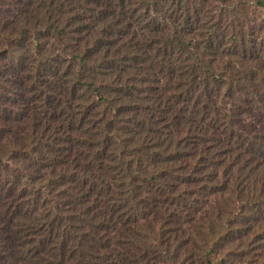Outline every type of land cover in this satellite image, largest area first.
<instances>
[{
	"label": "trees",
	"instance_id": "16d2710c",
	"mask_svg": "<svg viewBox=\"0 0 264 264\" xmlns=\"http://www.w3.org/2000/svg\"><path fill=\"white\" fill-rule=\"evenodd\" d=\"M0 264H264V0H0Z\"/></svg>",
	"mask_w": 264,
	"mask_h": 264
},
{
	"label": "rangeland",
	"instance_id": "374dc122",
	"mask_svg": "<svg viewBox=\"0 0 264 264\" xmlns=\"http://www.w3.org/2000/svg\"><path fill=\"white\" fill-rule=\"evenodd\" d=\"M250 18L252 20V9L250 10Z\"/></svg>",
	"mask_w": 264,
	"mask_h": 264
}]
</instances>
